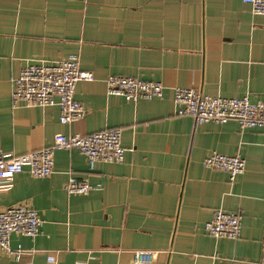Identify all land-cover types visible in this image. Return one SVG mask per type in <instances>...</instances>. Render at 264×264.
<instances>
[{
	"label": "crops",
	"instance_id": "1",
	"mask_svg": "<svg viewBox=\"0 0 264 264\" xmlns=\"http://www.w3.org/2000/svg\"><path fill=\"white\" fill-rule=\"evenodd\" d=\"M75 53L94 80H80L85 115L62 123L58 105L14 103V79L28 64ZM111 74L163 82L164 96L137 102L108 92ZM264 98V14L244 0H0V148L26 153L57 133L122 128L120 162L90 169L78 148L54 153L55 171H28L0 191V204L29 200L42 223L36 236L14 232L20 260L0 264H134L135 250L159 252L144 264H261L264 251V126L235 119L198 123L178 113L175 90ZM212 151L240 154L231 178L208 167ZM97 187L68 193L70 175ZM237 212L238 238L205 228L217 209Z\"/></svg>",
	"mask_w": 264,
	"mask_h": 264
},
{
	"label": "built area",
	"instance_id": "2",
	"mask_svg": "<svg viewBox=\"0 0 264 264\" xmlns=\"http://www.w3.org/2000/svg\"><path fill=\"white\" fill-rule=\"evenodd\" d=\"M244 1L252 6L255 13L264 14V0ZM80 80H94V75L80 67V57L75 53L51 63L28 64L14 79L12 99L15 104L23 102L28 106L58 105L61 122H74L85 115L83 104L75 96L76 85ZM106 85L109 93L133 102L161 98L165 88L161 81L121 74L109 75ZM174 101L178 105L179 114L190 115L198 123L235 119L241 127L264 126V98L252 102L247 96H211L193 88L178 87ZM70 148H78L86 156L90 169H94L99 161L120 162L126 151L122 144L121 127L93 133H57L52 145L21 154L4 152L0 148V191L11 189L15 175L23 171H28L35 177L52 174L55 171V151ZM204 164L225 170L231 178H235L245 170L246 159L240 154L212 151L204 158ZM64 187L68 193L82 194L97 189L88 179L75 174L69 176ZM41 223L39 211L29 200L8 206L0 204V252L20 260L24 248L21 244L16 247L11 245V234L17 232L36 236L40 232ZM205 228L215 237L238 238L242 231L241 216L237 212L219 208L206 221ZM158 255L159 252L154 250H135L133 262L153 263ZM260 262L264 264V251Z\"/></svg>",
	"mask_w": 264,
	"mask_h": 264
}]
</instances>
